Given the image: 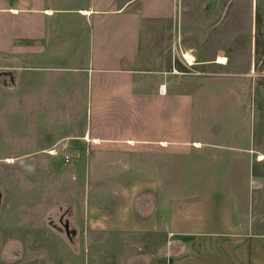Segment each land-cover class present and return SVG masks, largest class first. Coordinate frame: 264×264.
Returning <instances> with one entry per match:
<instances>
[{
    "label": "rangeland",
    "instance_id": "374dc122",
    "mask_svg": "<svg viewBox=\"0 0 264 264\" xmlns=\"http://www.w3.org/2000/svg\"><path fill=\"white\" fill-rule=\"evenodd\" d=\"M47 1L0 0V264H167L202 233L264 235V0ZM20 68L42 74V125L4 110Z\"/></svg>",
    "mask_w": 264,
    "mask_h": 264
},
{
    "label": "crops",
    "instance_id": "0c3cea01",
    "mask_svg": "<svg viewBox=\"0 0 264 264\" xmlns=\"http://www.w3.org/2000/svg\"><path fill=\"white\" fill-rule=\"evenodd\" d=\"M47 2L48 5L37 14L49 12L55 15L52 18L56 19L60 14L71 15L83 11L89 14L105 13L104 9L93 6L96 0H48ZM124 7L125 5L122 10ZM52 18L48 17L49 20ZM6 38L10 39L11 36L7 35ZM19 70L17 75L14 74L15 78L10 71L4 72V87L17 92L7 93L9 97L4 101V110L7 109L10 113L12 110H18L21 126L29 125L28 110H35L36 125H42L41 120L44 116L42 112L44 110L42 74L36 72L30 75L27 70L21 68ZM17 95H19V100L13 104L12 98ZM26 142L27 140L23 145L25 151L27 150ZM167 264H264V235H253L249 231L202 233L182 242L178 251H170Z\"/></svg>",
    "mask_w": 264,
    "mask_h": 264
},
{
    "label": "bare ground",
    "instance_id": "6f19581e",
    "mask_svg": "<svg viewBox=\"0 0 264 264\" xmlns=\"http://www.w3.org/2000/svg\"><path fill=\"white\" fill-rule=\"evenodd\" d=\"M184 58L186 59V61L192 65L193 64V57L192 55H188V54H184ZM166 93L162 92V95H165ZM86 140L90 141V137L89 136H86ZM94 142H98L97 139L93 140ZM130 143L132 144V141H130ZM264 156V155H263ZM264 159V157H261V160Z\"/></svg>",
    "mask_w": 264,
    "mask_h": 264
},
{
    "label": "built area",
    "instance_id": "2783aa9c",
    "mask_svg": "<svg viewBox=\"0 0 264 264\" xmlns=\"http://www.w3.org/2000/svg\"><path fill=\"white\" fill-rule=\"evenodd\" d=\"M161 91L164 92V93H166L167 92V88L166 87H163V88H161Z\"/></svg>",
    "mask_w": 264,
    "mask_h": 264
},
{
    "label": "trees",
    "instance_id": "16d2710c",
    "mask_svg": "<svg viewBox=\"0 0 264 264\" xmlns=\"http://www.w3.org/2000/svg\"><path fill=\"white\" fill-rule=\"evenodd\" d=\"M258 23H259V26L258 27H260V24H261V20L258 18Z\"/></svg>",
    "mask_w": 264,
    "mask_h": 264
}]
</instances>
